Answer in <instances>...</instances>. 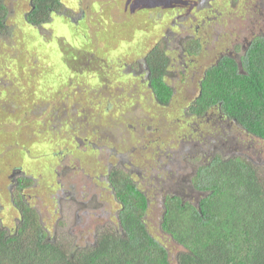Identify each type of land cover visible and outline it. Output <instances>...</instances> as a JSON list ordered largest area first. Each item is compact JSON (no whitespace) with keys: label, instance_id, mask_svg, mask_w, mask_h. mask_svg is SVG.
Instances as JSON below:
<instances>
[{"label":"rangeland","instance_id":"rangeland-1","mask_svg":"<svg viewBox=\"0 0 264 264\" xmlns=\"http://www.w3.org/2000/svg\"><path fill=\"white\" fill-rule=\"evenodd\" d=\"M135 1L65 0L72 20L51 18L42 29L25 23L30 0L4 2L0 222L11 233L20 219L11 197L19 203L23 199L54 235L49 239L66 233L76 245H91L95 230L114 221L110 215L116 208L110 190L108 205L98 206L96 196L98 202L107 201L100 198L103 187L97 178L108 166H120L132 172L148 197L145 225L173 264L171 256L180 248L160 233L162 198L177 194L196 206L199 195L190 194L183 180L196 167L192 160L204 162L236 150L258 168L264 183L263 141L244 134L216 110L199 120L184 117L203 72L220 55L238 57L253 37L264 36V0H148L147 7L145 0ZM92 2L102 6V16L88 9ZM186 39L204 43L196 56L182 49ZM155 46L170 60L180 65L183 60L185 79L191 69L195 72L186 81L172 63L166 83L173 96L167 107L156 104L140 67ZM19 177L29 183L16 195Z\"/></svg>","mask_w":264,"mask_h":264},{"label":"trees","instance_id":"trees-1","mask_svg":"<svg viewBox=\"0 0 264 264\" xmlns=\"http://www.w3.org/2000/svg\"><path fill=\"white\" fill-rule=\"evenodd\" d=\"M1 1L0 14L4 12ZM64 1L32 0L26 25L42 29L52 24L51 18L72 20ZM141 2L146 7L149 3ZM101 7L92 2L88 9L99 17ZM73 23L84 40L78 22ZM2 26L0 18V31ZM183 45L188 56H196L201 49L196 40H185ZM245 46L238 57L220 55L205 70L186 113L202 117L214 109L244 134L264 142V36L253 37ZM143 63L155 102L167 107L172 90L164 81L166 52L155 46ZM207 160L186 177L189 193L199 195L196 206L182 202L178 195L162 198L160 233L180 248L171 256L173 264H264V183L258 168L238 156L213 154ZM17 179L20 187L29 183L26 178ZM108 186L116 203L112 210L116 218L108 228L95 230L91 245H76L66 233L49 239L52 234L42 227L36 211L14 200L20 219L11 233L0 223V264H171L167 249L145 225L146 194L122 168L109 174Z\"/></svg>","mask_w":264,"mask_h":264},{"label":"flooded vegetation","instance_id":"flooded-vegetation-1","mask_svg":"<svg viewBox=\"0 0 264 264\" xmlns=\"http://www.w3.org/2000/svg\"><path fill=\"white\" fill-rule=\"evenodd\" d=\"M6 0H2L1 1V4L3 5V8H4V12H1V14H0V18H1V24L3 25L2 27L3 28H5V24H4V21H5V19H6V16H7V14H8V12H7V9L5 8V6H4V2H5ZM31 1L32 0H30V3H31ZM38 29H41V28H38ZM189 40H193V39H186V41H189ZM199 43H200V46L201 47H203V44L204 43H202V42H200L199 41ZM181 46H182V49L185 51V48H184V45H183V40H181ZM167 59H168V66H167V71H166V75H165V78H164V81L166 82V78H167V76L169 75V68L170 67H172L173 66V64L175 65V67H176V71H177V76L179 77V78H182V79H184V80H188V81H192V78L191 77H193V75L195 74V72L191 69V71H189V73H190V75H191V77H189V78H187V79H185L184 77H186V75H187V73H186V65L183 63V60H181V65L179 64V63H176L177 61H176V59L175 58H173L172 60H170V56L169 55H167ZM173 63V64H172ZM178 65H180V67H178ZM140 67H141V69H142V71L144 72V75H145V81H146V83H147V86H148V88H149V84H148V73H147V68L144 66V63L142 62V65H140ZM205 72V71H204ZM204 72H203V74H204ZM203 76V75H202ZM200 81H201V77H200V80L198 81V85L200 84ZM167 84V83H166ZM168 85V84H167ZM169 86V85H168ZM169 88H171L170 86H169ZM171 90H172V88H171ZM149 91H150V89H149ZM151 93V92H150ZM152 96V98H153V95H151ZM172 96H173V90H172ZM196 97V96H195ZM154 99V98H153ZM195 99V98H194ZM155 101V100H154ZM157 104V103H156ZM161 107H163V106H161ZM188 108V107H187ZM214 110V109H213ZM209 111H212V110H209ZM208 111V112H209ZM186 112H187V109H186ZM207 112V113H208ZM207 113H205V115L207 114ZM216 113L218 114V116H220V117H222L220 114H219V112L218 111H216ZM204 115V116H205ZM204 116H200V117H195V116H190V115H188L187 113H185V115H184V117H186V118H188V119H191V118H193V119H195V120H199V119H201V118H203ZM224 118V117H223ZM227 121H228V119H226ZM201 140H187V141H185L186 143H190V142H196L198 145H199V142H200ZM228 142V141H227ZM206 144V143H205ZM208 144V147L210 148L211 147V145L209 144V143H207ZM220 144V143H219ZM202 147V145L200 146V148ZM206 147V146H205ZM228 152H229V150H228ZM230 152H232V153H230ZM230 152H229V154L228 155H226V156H224V155H221V154H219V155H221V157H223V158H228V157H233V156H238V157H242V156H240V153H236V154H234V152H236V150H230ZM187 157V156H186ZM187 158H189V157H187ZM202 158H204V156L202 155ZM209 158V157H208ZM243 158H245V157H243ZM252 160V159H251ZM193 162H195V163H197L196 164V166L199 164V163H202L201 162V159H195V160H192ZM204 162H206V161H208V160H203ZM116 168H122V170L123 171H126V173H128V175L131 177V171H127L126 169H124L123 167H118V166H108L105 170H106V174H104L105 176H102V175H100V177L99 178H97V183H99V184H102L101 186L103 187V189L100 191V195L101 196H103V197H100V198H104L105 197V199H106V201H107V199L109 198V186H108V176H109V174L112 172V171H114ZM180 168V167H179ZM195 169V168H194ZM132 178V177H131ZM16 180V179H15ZM183 180H186V177H184L183 176ZM18 181H19V179H17L16 181H14V190L16 191V193H13V194H16V195H21L20 194V192H21V190L24 188V186L23 187H20L19 186V184H18ZM136 184V183H135ZM137 186V185H136ZM186 187H188V185L186 186ZM104 191H106L107 193L106 194H103V192ZM111 191V190H110ZM12 194V195H13ZM173 195H177V194H173ZM180 197V196H179ZM181 198V197H180ZM14 198H12L11 197V203H12V205H13V207L15 208H17V206H16V204L14 203ZM16 201V200H15ZM20 201H24L23 199H21ZM96 201H97V204H98V206H100L102 209L103 208H105L107 205H108V201H107V203L106 202H104V201H101V199H100V201L98 202V196H96ZM181 201L182 202H184L183 201V199L181 198ZM16 203H18V202H16ZM35 210V209H34ZM19 212V211H18ZM116 214H117V212H111V218H113V217H115L116 218ZM20 216V215H19ZM160 219H161V217H160ZM1 223V222H0ZM1 225H2V223H1ZM159 226H160V221H159ZM3 227V226H2ZM47 231V230H46ZM54 234H57V232H55L54 231Z\"/></svg>","mask_w":264,"mask_h":264}]
</instances>
